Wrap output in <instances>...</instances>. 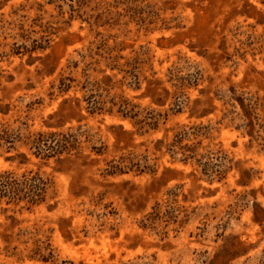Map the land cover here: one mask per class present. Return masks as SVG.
I'll return each mask as SVG.
<instances>
[{"label": "rangeland", "instance_id": "obj_1", "mask_svg": "<svg viewBox=\"0 0 264 264\" xmlns=\"http://www.w3.org/2000/svg\"><path fill=\"white\" fill-rule=\"evenodd\" d=\"M30 172L0 264H264V0H0V175Z\"/></svg>", "mask_w": 264, "mask_h": 264}, {"label": "trees", "instance_id": "obj_2", "mask_svg": "<svg viewBox=\"0 0 264 264\" xmlns=\"http://www.w3.org/2000/svg\"><path fill=\"white\" fill-rule=\"evenodd\" d=\"M50 135L44 139L39 135L35 146L39 153L42 151L41 147L46 151L45 158L50 157L52 153L59 154L64 149L69 141V136ZM71 141V139H70ZM40 155V154H39ZM46 182L37 173L31 172L22 176V179H15L10 173L0 175V198L6 197L10 201H25L28 205L33 206L38 204L43 196Z\"/></svg>", "mask_w": 264, "mask_h": 264}]
</instances>
